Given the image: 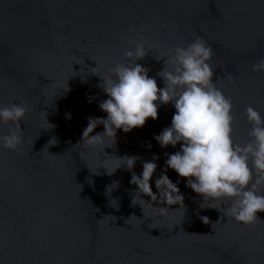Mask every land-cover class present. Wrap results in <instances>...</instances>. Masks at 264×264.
Masks as SVG:
<instances>
[{
    "label": "water",
    "instance_id": "1",
    "mask_svg": "<svg viewBox=\"0 0 264 264\" xmlns=\"http://www.w3.org/2000/svg\"><path fill=\"white\" fill-rule=\"evenodd\" d=\"M197 36L212 47L213 83L232 101V136L242 145L251 139L247 107L264 117V71L253 70L264 58V0H0V107L28 109L21 145H0V264H264V212L245 226L202 209L203 197L172 169L167 175L179 180L185 208L156 202L169 207L161 216L132 203V171L141 174L158 155L150 181L157 192L165 153L180 149L153 138L170 126L171 103L143 127L117 130L115 142L82 141L88 118L107 115L99 75L126 62V49L142 40L150 50L137 63L163 87L157 73L166 58L155 57ZM10 129L17 131L0 123V136ZM103 131L97 125L92 135ZM125 155L138 157L132 171L121 166L108 175Z\"/></svg>",
    "mask_w": 264,
    "mask_h": 264
},
{
    "label": "clouds",
    "instance_id": "2",
    "mask_svg": "<svg viewBox=\"0 0 264 264\" xmlns=\"http://www.w3.org/2000/svg\"><path fill=\"white\" fill-rule=\"evenodd\" d=\"M149 50L138 40L134 49L124 51L126 62L110 68L107 76L98 74L103 81L99 87L107 95L99 108L107 115L106 118H88L82 141L89 147L104 144L106 137L114 138L115 142L117 130L128 133L143 127L148 118H158V108L171 103L175 112L170 126L153 138L161 148L169 145L175 148L180 144V149L165 153L166 166L155 179L157 192L153 191L150 181L158 167V155L143 163L139 175L132 171L138 159L134 155L119 158L122 164L111 172L105 168L107 174H113L121 166L132 171L130 184L136 186L134 205L139 199L152 207L158 202L185 208L179 180L174 183L167 175L168 169H172L179 177L186 178V187L203 197L200 208L217 209L245 226L256 224L261 220L257 213L264 212V117L248 106L246 116L252 125L251 139L242 145L234 141L233 104L213 83L214 69L209 63L213 50L202 37L197 36L187 47L177 46L171 56L155 57L157 60L166 58L165 67L157 73L164 82L163 87H158L156 78L149 76V69L137 63ZM253 70L264 71V58L253 65ZM27 111L26 106L17 103L0 107V123L17 127V131L10 129L8 134L0 136V145L11 150L21 145L22 135L18 131ZM68 116L70 118V114ZM100 124L104 131L92 135ZM148 147L151 148V144ZM118 186L114 183L107 190ZM142 194L150 197V202L142 199ZM222 204L228 206L221 207ZM154 208L159 209L161 216L169 211L165 206ZM200 218L203 223H209L207 216Z\"/></svg>",
    "mask_w": 264,
    "mask_h": 264
}]
</instances>
